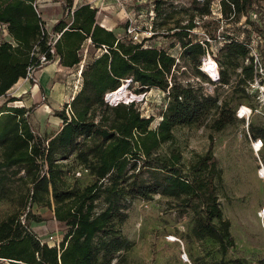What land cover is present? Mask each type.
I'll return each mask as SVG.
<instances>
[{"label":"trees","instance_id":"obj_1","mask_svg":"<svg viewBox=\"0 0 264 264\" xmlns=\"http://www.w3.org/2000/svg\"><path fill=\"white\" fill-rule=\"evenodd\" d=\"M59 1L63 16L49 30L37 0H0V26L11 37L0 42V98L26 78L30 68H38L42 56L47 64L58 60L69 68L84 61L79 90L55 111L62 126L51 137H43L31 124L33 106H8L19 100L16 97L0 106V197H6L7 184L17 180L25 216L13 213L0 221V260L8 264H124L133 246L122 229L128 210L136 199L151 201L156 195L175 202L179 210H191V237L212 239L226 255L235 246V238L220 202L223 170L212 142L189 166L178 148L171 146L164 153L163 146L174 143L178 127L211 121L212 131L220 132L238 121V109L229 101L207 94L201 85L178 81L176 72L183 59L207 84L229 86L235 77L234 88L254 97L247 90L254 78L252 64L245 63L250 56L248 43L224 39L228 42L216 59L220 78L213 81L200 69L201 59L211 53V42L199 40L196 31L201 21L213 15L212 0H204L203 9L198 7L200 0H193L196 11L187 23L176 20L163 34L153 30L140 41L129 35L120 38L99 24L98 7ZM162 3L156 0L157 16ZM263 4L264 0H221V13L228 23L242 18L251 23L253 15L264 17ZM58 34L53 44V35ZM161 35L174 39L172 47L180 48L181 58L145 44ZM87 43L95 49L93 54H84ZM130 79L128 87L137 86L136 94L151 89L167 94L169 102L156 128L136 100L117 104L106 100ZM251 131L254 138L264 140V128L251 126ZM71 160L92 177L90 183L82 186L70 181ZM35 205L52 209L65 228L59 246L41 240L32 230L30 223L41 221L33 215Z\"/></svg>","mask_w":264,"mask_h":264},{"label":"rangeland","instance_id":"obj_2","mask_svg":"<svg viewBox=\"0 0 264 264\" xmlns=\"http://www.w3.org/2000/svg\"><path fill=\"white\" fill-rule=\"evenodd\" d=\"M54 1L59 2V0H49L50 7L41 11L49 30L52 28L49 22L51 16L59 14V9L53 5ZM200 1L198 7L203 9L204 0ZM162 2L159 16L155 11L156 0H91L90 4L99 8L98 17L102 23L109 22L117 26L115 32L120 38L125 39L129 35L140 41L150 37L153 30L163 34V31L169 25H174L176 20L187 23L190 15L196 11L192 9L193 0H162ZM211 8L213 15L201 21L200 27L196 30L199 40L209 39L211 42V53L200 61V69L203 73L209 76L205 59L212 58L217 62L218 51L222 47L221 41L227 37L244 35L245 41L259 43L258 47L264 55V41L259 42L258 37L260 35L264 40L261 34V30H264V17L261 14L253 15L251 23L245 18L239 23H228L221 13V0H212ZM60 12H63L62 8ZM164 21H168V24H163ZM128 29L131 32H128ZM8 40H11V37L7 30L0 26V42ZM173 42V38L161 35L147 40L145 44L164 48L181 58V50L178 46L173 48ZM83 52L85 55L93 54L95 49L87 43ZM179 65V71L176 72L178 81L201 85L207 94L219 95L221 100L229 101L233 108L248 106L253 111L244 119H240L236 114L238 121L220 132L212 131L211 121L203 125L178 127L175 129L174 143L163 146L164 153L171 146L178 148L183 154L185 164L189 166L209 149L212 142L213 153L223 170L219 188L220 202L225 217L231 221L235 246L223 255L218 243L212 239H194L191 237L193 212L179 210L173 206L175 202L156 195L151 201L136 199L128 210L129 217L122 229L133 246L125 254L126 263L220 264L223 260L239 259L241 264H264V140L254 138L251 131V126L264 128L263 109L253 96H247L238 90L239 88H234L237 78L234 77V82L229 86L219 83L207 84L195 74L192 67L185 64L183 59L180 60ZM81 68L82 65L74 69L61 70L58 73L59 79L64 78L70 83H50L45 89L40 86L36 72L33 75L34 79H29L30 83H18L6 96L1 97L0 106L12 97L19 100L8 103V106H33L34 111L30 118L33 127L43 137L49 136L48 129L53 133L62 126V121L55 116V111L61 110L65 101L70 102L73 94L79 90L82 83ZM136 89L137 86L131 89L128 87V96L135 97L143 116L153 118L151 126L156 128L161 121L160 114L166 110L169 102L166 98L167 94L159 89L136 94ZM247 125L249 132L246 130ZM67 172L71 182L77 180L82 186L92 181V177L83 171L81 166L72 163V160L67 166ZM7 187L9 192L6 197H0V221L13 213L23 215L19 199L21 184L13 180L7 184ZM33 210L34 217L41 218L40 222L34 220L30 223L35 233L42 235L45 241H49L51 235L55 239L63 238L65 228L54 218L52 209L35 205ZM22 218L24 219L25 216L23 215ZM0 264L8 263L0 260Z\"/></svg>","mask_w":264,"mask_h":264},{"label":"built area","instance_id":"obj_3","mask_svg":"<svg viewBox=\"0 0 264 264\" xmlns=\"http://www.w3.org/2000/svg\"><path fill=\"white\" fill-rule=\"evenodd\" d=\"M5 30V29H4ZM131 32L130 29H128V32ZM244 35H240L238 37H231V39H235L241 42H245L248 43V46L250 48V56L246 59L245 63L246 64H252L253 69H254V78L252 81L248 82V86H247V90L248 92H250L251 94L254 95L256 101L259 103V105L261 106V108L263 109V114H264V55L262 53V50L258 47V44H254L253 42L249 43L248 41H245ZM54 40H53V44L55 43V41L57 40V38L59 37L58 35H53ZM261 43H263V39L262 36H258ZM228 42L227 40H223L221 41V45L223 46L224 43ZM54 50L52 49V52ZM217 63V62H216ZM47 64V60L45 56L41 57L40 60V65L38 68L36 67H32L29 69L28 75L26 77L27 80L29 79H34V74L42 69L45 65ZM218 66V63H217ZM241 70L239 69V72ZM209 76L211 77V79L213 81H218L220 78V72H219V67H218V72H217V77H214L211 73H209ZM110 102V101H109ZM252 109L248 106H241L238 110H237V115L240 119H244V118H248L251 114H252ZM246 130L247 132H249V125L246 126ZM41 239V237H39ZM42 240V239H41ZM62 239H55L54 236H50L49 237V241H47L48 243H51V245L53 246H59L61 243Z\"/></svg>","mask_w":264,"mask_h":264},{"label":"crops","instance_id":"obj_4","mask_svg":"<svg viewBox=\"0 0 264 264\" xmlns=\"http://www.w3.org/2000/svg\"><path fill=\"white\" fill-rule=\"evenodd\" d=\"M48 1L49 0H37V6H38V9L40 10V11H44L45 9H48L49 7H50V3H48ZM87 3H91V0H88V1H84V0H75V7L76 6H78V5H82V4H87ZM53 5H56L57 6V8L59 9V14H58V16H51V21H49V22H51V26L53 27L54 26V24L59 20V19H61L62 18V16H63V12L61 13L60 12V9L62 8V6H61V2L59 1H54L53 2ZM56 6H54L53 8L55 9V7ZM96 6H98V5H96ZM63 11V10H62ZM99 13V12H98ZM43 16V15H42ZM97 22L99 23V24H101L102 26H104V27H106V28H108L109 30H113V31H115V28L117 27V26H114V25H112L111 23H109V22H107V23H102L100 20H99V17H98V15H97ZM50 24V23H49ZM83 64H84V61H83V63L81 64L82 65V68H81V70L83 69ZM79 67V66H78ZM78 67H75V68H78ZM66 69H74V68H69V67H64V66H62V65H60L59 64V62H58V60H57V62L55 63V62H52V63H49V64H47V65H45L42 69H40V70H38L37 71V73H36V75L38 76V78H39V83H40V86L43 88V89H45L50 83H70V82H68V81H65L64 80V78H60L59 79V75H58V73L61 71V70H66ZM81 75V74H80ZM18 83H30L29 82V80H27L26 78H23V79H20L19 80V82ZM17 83V84H18ZM39 92H40V90H39ZM75 96V93L73 94V96L71 97V100H72V98ZM70 100V101H71ZM64 102V101H63ZM69 101H65V103H68ZM64 103V104H65ZM32 116V115H31ZM58 118V117H57ZM60 121H61V119L60 118H58ZM32 124V123H31ZM61 128V127H60ZM60 128L58 129V130H56L55 132H53V133H51V131H50V129H48V135L49 136H45V137H51L52 135H54L56 132H58L59 130H60ZM40 134V133H39ZM41 135V134H40ZM55 218V217H54ZM37 234V233H36ZM39 237H41V239L43 240V241H45L43 238H42V235H40V234H37ZM51 244V243H50Z\"/></svg>","mask_w":264,"mask_h":264},{"label":"water","instance_id":"obj_5","mask_svg":"<svg viewBox=\"0 0 264 264\" xmlns=\"http://www.w3.org/2000/svg\"><path fill=\"white\" fill-rule=\"evenodd\" d=\"M131 81H132L131 79L126 81L125 84H123L117 91L109 93L106 96V100L110 101V103H112V104H117V103H120V102L128 103V102L134 101L135 97H129L128 93H127V88L129 86V84L131 83ZM113 94H117L118 97L116 99H113V101H112V100H110V98H111V96Z\"/></svg>","mask_w":264,"mask_h":264},{"label":"bare ground","instance_id":"obj_6","mask_svg":"<svg viewBox=\"0 0 264 264\" xmlns=\"http://www.w3.org/2000/svg\"><path fill=\"white\" fill-rule=\"evenodd\" d=\"M205 66L207 70L214 76L217 77V72H218V66L217 63L212 59V58H207L205 59ZM118 97L117 94H113L110 98V100L113 101V99H116ZM261 143V141L259 142Z\"/></svg>","mask_w":264,"mask_h":264}]
</instances>
